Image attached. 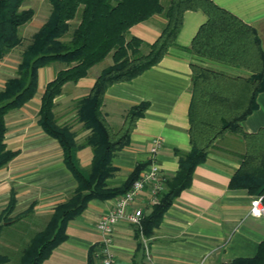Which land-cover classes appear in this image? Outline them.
I'll use <instances>...</instances> for the list:
<instances>
[{
    "label": "trees",
    "instance_id": "trees-1",
    "mask_svg": "<svg viewBox=\"0 0 264 264\" xmlns=\"http://www.w3.org/2000/svg\"><path fill=\"white\" fill-rule=\"evenodd\" d=\"M26 0H0V62L22 45L21 30L29 24L35 10L24 9ZM51 14L23 51L17 76L0 90V169L18 156L7 149L6 115L22 108L37 93L39 70L54 63L64 66L50 81L41 98L38 124L55 139L63 161L77 182L73 194L54 208L45 228L37 232L24 249L19 264H44L55 248L67 240L68 224L77 220L89 202H104L128 192L150 162L139 163L128 179L117 187L109 185L116 168L117 151L131 143L137 121L144 117L148 104L129 109L124 123L115 130L105 118L102 106L106 91L114 84L130 83L157 66L176 46L184 13L202 10L208 17L186 50L200 58L192 68L189 109L191 150H176L179 170L167 177L166 188L158 202L144 214L142 231L154 234L165 213L183 191L192 185L196 168L207 160L210 150L227 133L243 137L246 151L241 166L230 182L231 189H245L263 197L264 204V128L246 133L242 122L257 108L258 95L264 91V50L255 28L211 0H49ZM159 15L166 19L160 37L148 44L132 36L135 25ZM78 20L73 28L72 22ZM109 56L113 63L102 70L90 93L75 102L77 120L90 133L82 142L69 124L60 125L54 113L55 100L67 83H77ZM203 60L239 69L247 75H231L206 66ZM93 150L92 164L82 168L78 152ZM17 200L12 192L8 207L0 216V237L4 222H11ZM33 212L29 208L16 220ZM100 248L89 251L87 264H101ZM145 248L140 242L133 264H145ZM9 261L0 254V264ZM223 264H264V242L252 258H237Z\"/></svg>",
    "mask_w": 264,
    "mask_h": 264
},
{
    "label": "crops",
    "instance_id": "crops-1",
    "mask_svg": "<svg viewBox=\"0 0 264 264\" xmlns=\"http://www.w3.org/2000/svg\"><path fill=\"white\" fill-rule=\"evenodd\" d=\"M211 1L255 28L264 50V0ZM40 2L45 0H31L30 3ZM23 8L36 7L30 4ZM37 8L25 29L38 32L48 20L51 9L42 14ZM39 14L42 21L37 24ZM207 19L202 10L186 11L176 46L170 48L163 60L132 82L114 84L106 91L102 112L115 130L122 127L131 107L148 104L144 117L137 121L131 134L130 145L115 153L113 165L116 172L108 180L110 186H120L137 164L149 162L150 149L156 140L162 144L156 161L168 178L179 170L176 150H191V65L200 58L186 49ZM77 24L78 20L73 21V28ZM165 24V18L155 15L132 27L130 34L153 44ZM203 62L231 75L248 74L213 61ZM95 67L77 83H67L62 95L55 100L54 113L59 124H69L76 132L78 142H82L90 131L77 120L75 102L87 96L93 88L103 70L94 73ZM55 76L52 66L40 69L36 95L25 106L6 115L5 143L8 150L19 154L0 169V216L15 192L17 203L11 216L16 211L24 213L32 207L30 214L34 221L47 220L54 208L65 202L77 188L76 180L64 164L59 143L38 124L42 95ZM257 103L258 108L242 122L244 132L249 134L264 128V91L258 95ZM245 151L243 137L235 133H227L215 144L207 160L196 168L192 185L174 201L153 236L145 237L148 246L145 264H223L256 255L259 245L264 242V218L251 215L255 196L245 189L230 188ZM77 156L82 168L91 166L94 156L91 147L81 149ZM113 205L114 199L89 202L82 215L68 224L67 240L54 249L44 264H87L90 249L94 246L100 248L97 223ZM135 205L143 206L144 213H149L148 195L139 196ZM14 222L15 219L4 224ZM143 240L131 224L122 222L117 225L113 264H133L140 242L145 248Z\"/></svg>",
    "mask_w": 264,
    "mask_h": 264
},
{
    "label": "built area",
    "instance_id": "built-area-1",
    "mask_svg": "<svg viewBox=\"0 0 264 264\" xmlns=\"http://www.w3.org/2000/svg\"><path fill=\"white\" fill-rule=\"evenodd\" d=\"M159 140L154 141L150 149V164L143 170L140 177L134 182L132 188L114 199V205L104 214L97 223V229L101 235L100 257L101 264H113L114 238L117 225L127 222L134 226L144 239L145 250L148 253V246L142 231V221L144 218L143 206L135 205L136 199L142 194L148 195V205L158 202L159 196L166 188L167 177L163 173L161 166L156 161V155L161 148ZM251 215L257 218H264L263 197H255L251 203Z\"/></svg>",
    "mask_w": 264,
    "mask_h": 264
},
{
    "label": "rangeland",
    "instance_id": "rangeland-1",
    "mask_svg": "<svg viewBox=\"0 0 264 264\" xmlns=\"http://www.w3.org/2000/svg\"><path fill=\"white\" fill-rule=\"evenodd\" d=\"M30 2L31 0H26L24 6L32 4V7H38L37 9H39V12L42 14H45L47 9H51L49 0H45V2L42 3L40 2V4ZM36 8H34V10ZM41 21L42 15L39 14L36 23L39 24ZM26 26L23 27L20 32L23 39L22 45L13 50L2 62H0V90L4 88L8 79L17 76L18 66L21 62L23 51L32 42V37L36 33L34 29H25ZM112 63V57L109 56L95 67L94 73L105 69ZM51 66L54 68L56 75L64 65L62 63H54ZM21 214H23V212L16 211L15 214L12 216L10 215V219H17ZM48 220L49 219L34 221L33 216L27 214L14 223L3 226L0 237V254L8 256L9 261L5 264H19L24 249L27 247L32 237L45 228Z\"/></svg>",
    "mask_w": 264,
    "mask_h": 264
}]
</instances>
